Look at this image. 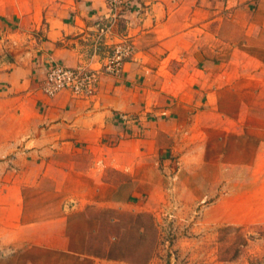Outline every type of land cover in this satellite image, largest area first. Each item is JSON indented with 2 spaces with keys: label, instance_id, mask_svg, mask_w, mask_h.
Returning a JSON list of instances; mask_svg holds the SVG:
<instances>
[{
  "label": "crops",
  "instance_id": "0c3cea01",
  "mask_svg": "<svg viewBox=\"0 0 264 264\" xmlns=\"http://www.w3.org/2000/svg\"><path fill=\"white\" fill-rule=\"evenodd\" d=\"M123 2L0 0V264L33 250L127 264L71 251L70 215L143 198L164 210L172 171L203 161L209 130L238 136L261 120L247 168L264 178V116L252 112L264 109V0ZM122 41L133 52L92 96L42 92L50 66L99 69ZM129 184L130 197L106 194ZM43 258L22 264H57Z\"/></svg>",
  "mask_w": 264,
  "mask_h": 264
},
{
  "label": "rangeland",
  "instance_id": "374dc122",
  "mask_svg": "<svg viewBox=\"0 0 264 264\" xmlns=\"http://www.w3.org/2000/svg\"><path fill=\"white\" fill-rule=\"evenodd\" d=\"M239 107L220 108L234 116ZM252 112L263 118V105ZM249 123L245 119L244 133L238 136L208 131L203 161L194 159L191 164L197 167L172 171L174 178L164 187L172 201L164 210L159 201L156 210L147 209L143 198L140 206L129 209L91 203L71 214L67 233L75 250L127 264H264V178L258 169L250 173L247 168L259 139L251 125L263 122ZM133 187L140 189L129 184L126 194L114 187L106 194L130 197ZM41 255L57 264L89 263L38 250L1 262L22 264Z\"/></svg>",
  "mask_w": 264,
  "mask_h": 264
},
{
  "label": "built area",
  "instance_id": "2783aa9c",
  "mask_svg": "<svg viewBox=\"0 0 264 264\" xmlns=\"http://www.w3.org/2000/svg\"><path fill=\"white\" fill-rule=\"evenodd\" d=\"M106 1L111 11H115L124 4L123 0ZM132 52L131 44L122 41L111 48L99 69L93 70L81 66H50L41 83V90L48 97H54L62 91H67L75 97L88 98L95 93L99 76L118 75Z\"/></svg>",
  "mask_w": 264,
  "mask_h": 264
},
{
  "label": "trees",
  "instance_id": "16d2710c",
  "mask_svg": "<svg viewBox=\"0 0 264 264\" xmlns=\"http://www.w3.org/2000/svg\"><path fill=\"white\" fill-rule=\"evenodd\" d=\"M71 251L76 252V253H81V252H79V251H76V250H75V247H73V246L71 247Z\"/></svg>",
  "mask_w": 264,
  "mask_h": 264
}]
</instances>
